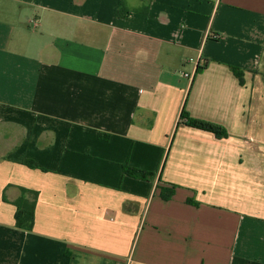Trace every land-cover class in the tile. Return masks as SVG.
<instances>
[{
  "label": "crops",
  "instance_id": "crops-1",
  "mask_svg": "<svg viewBox=\"0 0 264 264\" xmlns=\"http://www.w3.org/2000/svg\"><path fill=\"white\" fill-rule=\"evenodd\" d=\"M0 264H264V0H0Z\"/></svg>",
  "mask_w": 264,
  "mask_h": 264
},
{
  "label": "trees",
  "instance_id": "trees-1",
  "mask_svg": "<svg viewBox=\"0 0 264 264\" xmlns=\"http://www.w3.org/2000/svg\"><path fill=\"white\" fill-rule=\"evenodd\" d=\"M119 15L127 16V13L124 14L120 12ZM207 66L208 63H206L203 66H199L197 69V74L202 73L207 68ZM232 70L234 71L235 75H237L239 78L242 77V72L240 69L232 68ZM182 124L192 128L213 133L218 138H226L228 136L227 131L220 125L193 118L187 111L186 106L183 108L181 112L178 125H182ZM26 164L31 168L36 167L33 161H29V162L27 161ZM124 170H125V174L145 181H153L156 177L155 173L137 170L129 166H125ZM19 189L21 191V195L16 201L12 203L17 209L15 216L16 227L19 230H23L25 232H31L33 231L35 226L36 208L40 194L38 191L27 189L24 187H19ZM165 192L166 190L162 189L163 198L165 200H171L175 194V188L168 190V195H165L164 194ZM3 199L6 202H8L5 195Z\"/></svg>",
  "mask_w": 264,
  "mask_h": 264
}]
</instances>
